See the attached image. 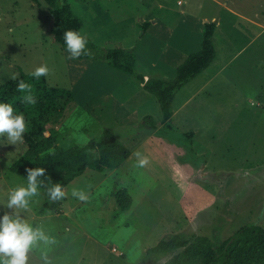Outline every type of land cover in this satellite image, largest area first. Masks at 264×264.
<instances>
[{"label": "rangeland", "instance_id": "obj_1", "mask_svg": "<svg viewBox=\"0 0 264 264\" xmlns=\"http://www.w3.org/2000/svg\"><path fill=\"white\" fill-rule=\"evenodd\" d=\"M72 3L83 18V33L105 51L133 48L143 16L154 14L156 31L164 35L160 46L167 45L159 49L164 56L156 54L157 66L168 72L198 50L202 20L215 17L217 57L176 96L172 130L156 98L127 73L114 70L121 76L114 91L122 103L114 104L116 119L102 114L111 97L93 112L74 101L49 126L61 148L97 142L109 130L133 154L118 169L88 168L73 180L60 213L39 215L46 197L36 184L27 209L8 207L12 191L30 183L11 170L27 147L22 136L12 143L0 135V216L18 213L48 238L37 242L27 264H167L186 247L164 257L147 252L174 236L188 247L199 238L223 242L248 224L264 228V0ZM52 26L44 4L0 0V86L15 80L19 69L29 74L47 66L50 86L74 91L70 60ZM137 66L139 74L167 80L154 66ZM74 69L77 76L83 72ZM95 157L91 153L90 162ZM144 158L148 163L141 166ZM122 191L132 198L127 210L118 198Z\"/></svg>", "mask_w": 264, "mask_h": 264}, {"label": "trees", "instance_id": "obj_2", "mask_svg": "<svg viewBox=\"0 0 264 264\" xmlns=\"http://www.w3.org/2000/svg\"><path fill=\"white\" fill-rule=\"evenodd\" d=\"M38 5H45L52 18L51 33L54 40L67 52L72 61H106L112 68L127 73L137 79L143 89L152 94L161 109L163 123L172 130L174 117V101L184 87L206 71L216 60L217 49L214 36L217 31L216 22L205 23L201 49L190 54L178 67L174 79L164 80L147 78L138 73L135 50L121 47L100 49L90 36L83 33V18L76 13L73 0H32ZM152 23L146 21L138 28L137 40L144 39ZM75 30L87 39L85 49L77 58H70L66 50L64 34ZM31 85L35 104H27L24 97L27 92L18 90L20 82ZM72 90L52 87L48 84L47 75L35 77L19 69V76L0 86V102L12 103L14 111L23 113L26 120V131L22 133L27 147L23 155L11 166V170L28 180L29 170L43 169L36 177L35 184L43 191L46 200L39 210L40 216L49 213H60L59 204L63 196L53 198L52 190L59 185L61 191L76 178L82 176L88 168L103 172L105 169H118L131 156V149L126 146L112 131L106 130L97 142L86 146H72L63 149L58 145V137L49 127L56 125V120L62 117L68 107L74 102ZM14 112V114H15ZM192 137L193 134H189ZM91 153L95 159L90 162ZM124 210H127L132 198L127 191L118 194ZM186 247V248H185ZM185 248L167 264H264V228L248 224L233 236L223 242L212 243L207 238H199L188 246L180 235L160 242L148 250V254L164 257Z\"/></svg>", "mask_w": 264, "mask_h": 264}, {"label": "clouds", "instance_id": "obj_3", "mask_svg": "<svg viewBox=\"0 0 264 264\" xmlns=\"http://www.w3.org/2000/svg\"><path fill=\"white\" fill-rule=\"evenodd\" d=\"M66 50L70 54V58H77L81 55V50L85 49L87 39L80 32L68 30L64 34ZM48 72L47 66H40L32 73L35 77H40ZM18 90L27 92L24 97L27 104H35L32 97L31 85L19 83ZM12 103L0 102V135L7 134L12 143L21 138L22 133L26 131V120L24 114H14ZM148 163L147 158L140 161L143 166ZM43 173V169L37 168L29 170L28 181L29 186L17 187L11 193L8 201V207L18 206L27 209L28 201L26 197L36 192V177ZM76 194L75 192L73 193ZM64 193L59 185L52 190L53 198H59ZM84 198V197H81ZM48 238L44 235L43 230L26 219H23L18 213H4L0 216V264H27L28 254L37 246L38 241L47 242Z\"/></svg>", "mask_w": 264, "mask_h": 264}, {"label": "crops", "instance_id": "obj_4", "mask_svg": "<svg viewBox=\"0 0 264 264\" xmlns=\"http://www.w3.org/2000/svg\"><path fill=\"white\" fill-rule=\"evenodd\" d=\"M154 17L155 15L152 13L147 14V16L146 15L143 16V20L141 23H144L146 21L152 23V26L149 29L147 36L142 40H137L133 48H124V49L136 51L137 65L140 62L141 65H145L146 67L148 65L154 66L152 67V69L156 75L167 78V80L174 79L177 75L178 67L187 58L182 63L173 67L169 72L158 68L157 66L158 60H156V54L158 56L162 55V53L159 52V49L161 47H167V45L163 44V46H160L161 43L164 42L163 41L164 35L162 36L157 33L156 30H157L158 22ZM214 21L217 23V29H218L220 25L215 17L212 18V22ZM202 23L204 28V25L205 23H208V20L203 19ZM184 40L188 42L186 38ZM189 41H190V36H189ZM202 42H203V29L199 35V39H197L196 42L194 41V45L195 44L196 46L198 45L199 48L197 51L193 53H196L201 49ZM168 51H169V47L167 48L166 53ZM75 66L77 67V69H81L83 71L80 74V76H77V72L74 69ZM69 68L72 76L71 77L72 87L74 89V91L72 90L75 96L74 101L80 103L89 112H93L94 110H100L99 108L105 102V99L107 97L108 98L111 97L112 100L109 103L108 110L106 109L102 114L107 118L111 116L113 119H116L115 114H112L113 110L115 109L114 104H118V105L122 104L120 101L116 99V97H114V91L118 85L117 79H121V76L119 74H116L114 70L116 71L119 70L112 68L108 63H104L101 61H89V60L73 61V62L71 61ZM155 79H160V78H155ZM132 124L133 125L135 124L136 126V123H132ZM116 131L118 132L119 130L116 129ZM113 133L115 134V132ZM118 138L120 139V137ZM132 154H133V150H131V156Z\"/></svg>", "mask_w": 264, "mask_h": 264}]
</instances>
